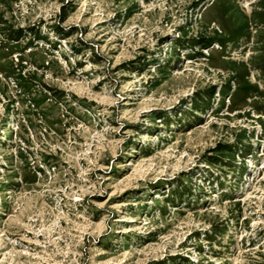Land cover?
<instances>
[{
    "label": "rangeland",
    "instance_id": "obj_1",
    "mask_svg": "<svg viewBox=\"0 0 264 264\" xmlns=\"http://www.w3.org/2000/svg\"><path fill=\"white\" fill-rule=\"evenodd\" d=\"M263 167L264 0H0V264H264Z\"/></svg>",
    "mask_w": 264,
    "mask_h": 264
},
{
    "label": "trees",
    "instance_id": "obj_2",
    "mask_svg": "<svg viewBox=\"0 0 264 264\" xmlns=\"http://www.w3.org/2000/svg\"><path fill=\"white\" fill-rule=\"evenodd\" d=\"M197 105V104H196ZM197 107H199L198 105H197Z\"/></svg>",
    "mask_w": 264,
    "mask_h": 264
}]
</instances>
